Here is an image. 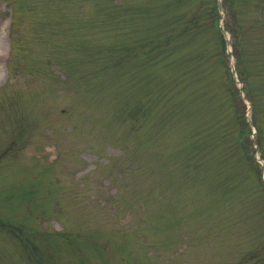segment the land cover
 <instances>
[{
    "label": "rangeland",
    "instance_id": "374dc122",
    "mask_svg": "<svg viewBox=\"0 0 264 264\" xmlns=\"http://www.w3.org/2000/svg\"><path fill=\"white\" fill-rule=\"evenodd\" d=\"M145 3L0 0V264H264V0L226 5V63L211 31L191 37L182 95V72L136 47L158 21L132 11ZM232 66L254 167L235 127L206 121L233 119Z\"/></svg>",
    "mask_w": 264,
    "mask_h": 264
},
{
    "label": "trees",
    "instance_id": "16d2710c",
    "mask_svg": "<svg viewBox=\"0 0 264 264\" xmlns=\"http://www.w3.org/2000/svg\"><path fill=\"white\" fill-rule=\"evenodd\" d=\"M216 1L217 0L211 4L208 0H145L146 3L140 8H138V6L132 7V11H134L138 17L141 15L143 17L141 18L142 22L146 24V20L151 22L153 18L157 17L158 21L154 22V32L152 36L148 33L149 29L147 30L146 28L144 30L145 36L142 37L141 40L138 39L136 47H144L143 49L148 51V63L153 62L154 65L163 66L171 72H182L179 79H176L178 82H175V80L171 81V90H175L177 95H182L185 90L183 83L191 77L189 74L190 68H188L190 64L182 71L183 65L193 60V57H190L187 52L183 55H181L180 52L189 47L191 44V37L198 32L211 31L219 40V44L213 48L210 43L206 51L210 53L208 56L211 58L216 57L222 64L227 61L225 40L219 27L220 11ZM180 2H188L186 5L188 9L185 11H181L180 8L178 9ZM232 3L233 0H222L225 9L227 4ZM263 11L264 6H261L260 12L263 13ZM226 13H230V15L234 17L233 10H226ZM224 26L226 30L233 33V29L228 25L226 19ZM233 45V51L236 53L235 57L238 65V63L242 62L241 52L239 51L240 46L238 42ZM227 80L233 85L232 89H228L229 93L231 92L232 94L233 119L230 120L231 122L227 121L228 119L224 120L225 115L221 119L222 113H220L218 116L207 119L206 121L214 122V125L218 126V130L225 132L226 135L228 132L226 131L225 125L229 128L230 126L231 128L235 127L238 136H236V141L245 153L249 164L253 167L254 165L258 166L255 157L250 153L252 139L250 138V127L245 115L246 106L239 97L236 87H234V79L230 70H228ZM250 100L252 102L253 124L257 128V133H263L261 126L255 122L261 114L262 109L258 106V102L253 97H250ZM222 121L224 122L222 123ZM196 134L199 140L193 142L189 147L190 149L186 150L188 154L187 163H192L191 166H193L192 169L194 170L201 168L203 170L207 167V162H205L206 159H201V155L203 151H206L209 147L212 132L210 128L204 124L197 126V130H194V136H196ZM221 139L222 137L218 135L216 143L221 141ZM262 140L263 137L261 135L256 141L260 144V149H262Z\"/></svg>",
    "mask_w": 264,
    "mask_h": 264
}]
</instances>
